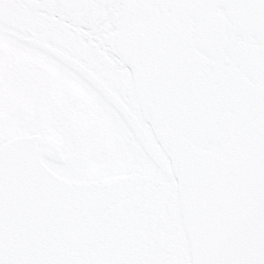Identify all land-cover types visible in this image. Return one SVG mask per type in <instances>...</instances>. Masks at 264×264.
Wrapping results in <instances>:
<instances>
[{
  "label": "snow or ice",
  "instance_id": "1",
  "mask_svg": "<svg viewBox=\"0 0 264 264\" xmlns=\"http://www.w3.org/2000/svg\"><path fill=\"white\" fill-rule=\"evenodd\" d=\"M0 264H264V0H0Z\"/></svg>",
  "mask_w": 264,
  "mask_h": 264
}]
</instances>
